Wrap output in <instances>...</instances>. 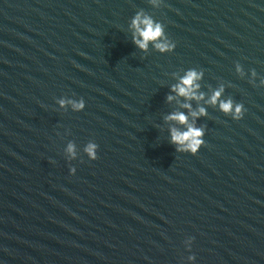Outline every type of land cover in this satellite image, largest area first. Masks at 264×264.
<instances>
[{"label": "water", "instance_id": "1", "mask_svg": "<svg viewBox=\"0 0 264 264\" xmlns=\"http://www.w3.org/2000/svg\"><path fill=\"white\" fill-rule=\"evenodd\" d=\"M140 11L174 52L137 48ZM189 68L246 108L235 121L203 105L195 156L165 120ZM261 80L264 0H0V264H264ZM69 141L99 159L70 164Z\"/></svg>", "mask_w": 264, "mask_h": 264}, {"label": "clouds", "instance_id": "2", "mask_svg": "<svg viewBox=\"0 0 264 264\" xmlns=\"http://www.w3.org/2000/svg\"><path fill=\"white\" fill-rule=\"evenodd\" d=\"M130 27L133 43L143 52L154 48L160 53H169L174 52L177 47L176 43L169 39L165 31V25L143 11L137 12L131 21ZM236 71L241 76L246 74L243 65L240 63H236ZM256 75L255 70H252V77L255 78ZM175 79L176 82L171 85V93L173 94L168 95L167 100L169 103L174 101L179 105V109H186L187 111L178 109L165 117V120L171 125L169 128V143L175 146L177 153H190L195 156L206 143V129L197 124L200 117L208 115V110L203 105L216 106L226 116L235 121L244 118L246 108L244 104L237 103L231 98L225 99L223 86L213 90L210 96L204 93L201 84L204 79V72L196 68L185 70L182 75H177ZM260 83L264 85V80H261ZM193 101L197 104L196 108L193 107ZM57 104L64 109L70 106L74 112H82L87 107L83 97L77 99L64 96L57 100ZM81 151L91 161L99 159V145L95 141L86 143L82 150L75 142L69 141L64 148V157L70 164L73 161L82 163ZM70 172L75 175L77 172L76 166H71ZM194 239V237H187L184 240V246L189 252L192 251ZM196 261L195 254L186 257V264H196Z\"/></svg>", "mask_w": 264, "mask_h": 264}]
</instances>
